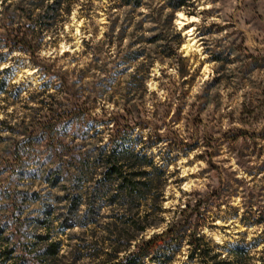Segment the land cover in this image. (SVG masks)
Listing matches in <instances>:
<instances>
[{"label":"rangeland","instance_id":"obj_1","mask_svg":"<svg viewBox=\"0 0 264 264\" xmlns=\"http://www.w3.org/2000/svg\"><path fill=\"white\" fill-rule=\"evenodd\" d=\"M0 75V192L28 196L19 210L0 198V220L19 216L34 231L50 215L52 231L65 229L55 235L61 264L114 256L109 238L138 216L150 226L137 241L181 220L264 264V0H0ZM51 125L76 152L125 139L165 171L162 195L114 203L100 175L84 183L73 167L54 186L41 174L56 167L47 140L19 179L10 153L20 133L47 136ZM190 230L171 245V264H197Z\"/></svg>","mask_w":264,"mask_h":264},{"label":"trees","instance_id":"obj_2","mask_svg":"<svg viewBox=\"0 0 264 264\" xmlns=\"http://www.w3.org/2000/svg\"><path fill=\"white\" fill-rule=\"evenodd\" d=\"M133 2L136 6L142 4V0H126L127 4ZM170 4L174 10H179L185 2L170 1ZM6 88V81L0 75V95L7 93ZM66 134L64 127L54 128L53 126L47 136L44 132L43 134L27 133V131L20 133L23 138L15 144L10 153L19 165L18 171L15 172L19 179L31 176V172L25 169V165L39 163V159L34 157L36 144L47 140L46 160L50 164H56V167H51L43 173L37 168L34 170L36 172L34 175L43 174V178L54 186L63 180V171L66 169L70 176L69 170L73 167L77 168V177L84 183L91 182L96 175H100L98 181L108 186L104 187V190L112 194L110 198L114 203L124 202L139 208L143 201L157 200L162 195L161 184L165 180V171L146 154H141L130 147L125 139L117 137L107 146L92 147L88 152H76L80 149L70 148L69 145H64L58 140ZM74 160L78 163H73ZM16 192L9 188L0 192L1 199L13 202V210L15 208L19 210L18 207L22 206L18 204V201L28 200V196L19 197ZM80 204L79 198L73 202L75 208ZM128 219L124 222L126 227L119 229L117 233H113L114 237L109 238V244L116 248L114 256L107 251L105 255L108 259L94 264H171L173 259L169 253L171 245L181 234L190 230L180 220L170 224L161 233L137 241L136 234L144 233L150 225L142 224L140 216L137 219L131 217ZM49 222L50 215L47 214L44 219H38L33 225L34 231H28L32 225L30 222L21 220L19 216L11 217L6 221L0 220V264H61L62 243L61 240L55 239V235L59 232L64 233L65 229L62 227L60 231L54 232L48 227ZM71 227L73 225L67 228ZM200 227L196 224L188 234L189 260L196 261L197 264H252L253 257L247 246L215 245L201 235ZM40 228L46 230V233H39L37 229ZM133 242L134 247L131 249ZM117 245L125 247L118 249ZM92 247L93 250L100 248L90 244L89 248ZM123 251L125 253L119 257V253ZM223 251H226V254ZM95 256L98 258L99 255Z\"/></svg>","mask_w":264,"mask_h":264},{"label":"bare ground","instance_id":"obj_3","mask_svg":"<svg viewBox=\"0 0 264 264\" xmlns=\"http://www.w3.org/2000/svg\"><path fill=\"white\" fill-rule=\"evenodd\" d=\"M79 31V29L77 28V32ZM192 37V36H191ZM194 38L189 40V43L186 45V49L189 51V49L195 44L193 43Z\"/></svg>","mask_w":264,"mask_h":264}]
</instances>
